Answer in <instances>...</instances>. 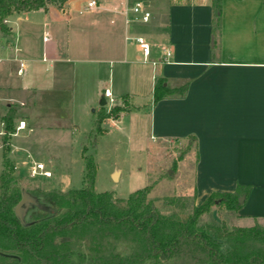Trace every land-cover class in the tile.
I'll use <instances>...</instances> for the list:
<instances>
[{
    "label": "crops",
    "instance_id": "obj_1",
    "mask_svg": "<svg viewBox=\"0 0 264 264\" xmlns=\"http://www.w3.org/2000/svg\"><path fill=\"white\" fill-rule=\"evenodd\" d=\"M76 1L8 17L11 33L3 32L7 46L0 49L2 142L9 101L18 97L25 98L21 100L24 104L30 101L23 119L32 131L42 125L37 123L38 116L43 119L42 112L49 110L45 96L64 94L70 105L75 95L77 113L79 103L107 101L106 88L115 94L112 64H117L119 73L129 65L128 77L133 83L144 77L138 68L148 65L150 103H133L130 92L118 94L121 99L127 95L133 109L117 119H107H145L155 140L188 142L195 137V204L213 192H236L240 186L250 185V193L241 196L242 206L233 211V226L264 224V0H221L220 12L213 0H140L151 11L147 22L136 19L132 12L139 0H97L95 8L87 7L90 0L84 5ZM136 36L151 43L148 59ZM40 48L42 57L37 56ZM165 48L171 50L168 57ZM20 61L27 63L22 74L18 73ZM159 78L165 79L169 89L184 86V94L153 103ZM105 82L109 83L103 87ZM116 88L123 90L119 84ZM9 145L11 149V139ZM9 159L23 180L15 160ZM220 211L217 206L211 209L209 223L221 226Z\"/></svg>",
    "mask_w": 264,
    "mask_h": 264
},
{
    "label": "trees",
    "instance_id": "obj_2",
    "mask_svg": "<svg viewBox=\"0 0 264 264\" xmlns=\"http://www.w3.org/2000/svg\"><path fill=\"white\" fill-rule=\"evenodd\" d=\"M66 0H0V30L10 34V15L49 4L62 6ZM216 12L221 0H213ZM185 87L169 89L159 78L154 88L153 103L168 95H183ZM127 95L124 96L126 99ZM123 110L117 104L102 111L96 127L119 118ZM16 110L3 116V169L0 172V264H264V224L229 227L203 222V215L214 206L235 211L248 195L250 185L236 192H213L201 204H194L187 220L180 215H165L148 201L149 188L138 189L117 203L112 192H96L94 180L97 166L91 154H85L86 173L82 188L36 187L28 190L17 177L8 157L9 134L15 127ZM189 137L190 146L196 145ZM198 161V159H197ZM28 191L52 209L29 208L24 224L16 206ZM133 245L127 253L110 245L116 242ZM223 245H226L224 248Z\"/></svg>",
    "mask_w": 264,
    "mask_h": 264
},
{
    "label": "rangeland",
    "instance_id": "obj_3",
    "mask_svg": "<svg viewBox=\"0 0 264 264\" xmlns=\"http://www.w3.org/2000/svg\"><path fill=\"white\" fill-rule=\"evenodd\" d=\"M76 2L84 5L86 0ZM42 26L43 22L40 23V29ZM40 40L43 45L42 36ZM2 46H7V38L0 30V49ZM37 56L42 57L41 48ZM137 64L142 65L140 62ZM128 66L125 65L123 72L119 73L117 64H112V78L116 81L115 94L113 101L107 98L106 105H102L100 100L91 105L79 103L77 113H75V95L70 105L64 94L45 96L43 99L46 100V106L50 111L44 110L43 119H41L39 110L35 109V113L40 115L38 116L40 120L36 121L37 123L42 122V125H36L31 131L27 122V128L18 131L15 136L11 137L12 133H10L8 140L11 139V149L8 155L15 160L19 176L29 181L28 184L21 180L28 190L36 188L34 184L49 189L68 190L82 188L86 185L84 156L91 154L97 166L94 180L96 192H112L117 203L121 204L118 202L120 199L128 198L138 189L149 188L147 200L155 202L162 200L158 207L163 214L180 215L183 220H187L193 210L196 197L197 158L193 152V146H190L188 142L153 139L148 122L135 116L130 119L124 116L118 121L107 119L101 124L102 131L96 127L100 113L104 110L110 111L116 104L123 109L119 112L120 115L127 114L133 109L130 100L121 99L118 94L133 93V103L144 104L151 101L152 93L149 91V80L146 75L149 70L148 65L143 64V69L138 68L144 77L141 76L142 78L135 83L132 79L129 80ZM108 83L102 84L103 87ZM118 84L123 89L122 92H118L116 88ZM3 94L1 92L0 97H3ZM21 100L24 102L25 98L18 97V99L9 101L10 106L16 110L13 119L14 132L17 131L18 121L26 117L27 106L30 104L29 100L25 104ZM75 114L77 115L76 121ZM46 124L47 126H44ZM0 131L1 171L4 156L1 125ZM34 161L43 162L52 172V176H31L30 167ZM116 170L118 172L114 176ZM219 213L229 227L236 222L233 211L223 209ZM207 216V214L203 215V222L209 224ZM110 247L129 253L133 245L120 241L111 244ZM223 247L225 248L226 245Z\"/></svg>",
    "mask_w": 264,
    "mask_h": 264
},
{
    "label": "built area",
    "instance_id": "obj_4",
    "mask_svg": "<svg viewBox=\"0 0 264 264\" xmlns=\"http://www.w3.org/2000/svg\"><path fill=\"white\" fill-rule=\"evenodd\" d=\"M98 6L97 0H90L88 2V8H95ZM132 12L135 15L136 19L141 20L143 22H147L151 17V11L145 6V3L143 1H137L134 6L132 7ZM49 39L48 32L44 36V40ZM135 40L142 52V55L145 59H148L151 55V43L143 36H136ZM165 55L168 57L171 55V50L169 48H165ZM1 61V59H0ZM27 68V63L25 61H20L18 73L22 74L25 69ZM104 96L106 98H109L111 101L114 100L113 94L111 92L110 88H106L104 91ZM27 126V122L25 119L19 120V123L16 127V130L19 131L21 129H25ZM30 175L31 176H45V177H51L52 172L47 169L46 165L41 161H34L33 164L30 167Z\"/></svg>",
    "mask_w": 264,
    "mask_h": 264
},
{
    "label": "water",
    "instance_id": "obj_5",
    "mask_svg": "<svg viewBox=\"0 0 264 264\" xmlns=\"http://www.w3.org/2000/svg\"><path fill=\"white\" fill-rule=\"evenodd\" d=\"M106 103H107L106 99L102 98L101 104L106 105ZM117 172L118 170H116V172L114 173V176H116ZM243 199H244L243 197H240L239 200L242 202ZM160 202H162V200L156 201L155 202L156 206H159ZM32 207H37L39 209L47 210V211H50L52 209L50 206H47L46 204L40 202L38 198L34 196L33 194H31L30 192L24 191L22 200L16 206V212L24 224L27 223L26 221L27 212L29 208H32Z\"/></svg>",
    "mask_w": 264,
    "mask_h": 264
}]
</instances>
